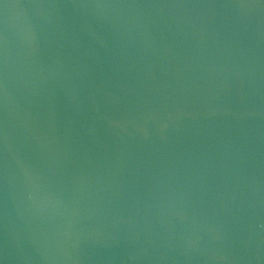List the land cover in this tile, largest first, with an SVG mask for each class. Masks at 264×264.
<instances>
[{"label":"water","instance_id":"obj_1","mask_svg":"<svg viewBox=\"0 0 264 264\" xmlns=\"http://www.w3.org/2000/svg\"><path fill=\"white\" fill-rule=\"evenodd\" d=\"M0 264H264V0H0Z\"/></svg>","mask_w":264,"mask_h":264}]
</instances>
